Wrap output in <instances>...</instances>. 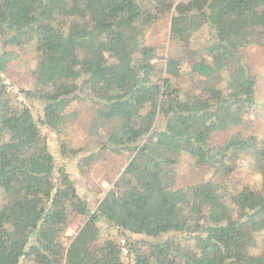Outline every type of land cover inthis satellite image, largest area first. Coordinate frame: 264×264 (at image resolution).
<instances>
[{
    "label": "trees",
    "instance_id": "trees-1",
    "mask_svg": "<svg viewBox=\"0 0 264 264\" xmlns=\"http://www.w3.org/2000/svg\"><path fill=\"white\" fill-rule=\"evenodd\" d=\"M162 20L166 56L144 43ZM202 29L209 43L187 75L204 78L194 93L182 85L184 53ZM31 43L41 69L19 91L41 103L39 122L5 78L8 48ZM252 46L264 51V0H0V264H124L101 222L143 238L128 244L132 264H264L259 78L242 59ZM75 102L114 124L105 147L134 146L93 211L40 131L62 134ZM77 153L61 144L62 156Z\"/></svg>",
    "mask_w": 264,
    "mask_h": 264
},
{
    "label": "rangeland",
    "instance_id": "rangeland-1",
    "mask_svg": "<svg viewBox=\"0 0 264 264\" xmlns=\"http://www.w3.org/2000/svg\"><path fill=\"white\" fill-rule=\"evenodd\" d=\"M224 19L216 21V24H223ZM169 21L162 20L158 22L154 29L150 30L144 38V43L147 46H154L157 50L167 55L168 49L172 46L168 43ZM26 40L22 37L20 41ZM15 41V40H14ZM14 43V42H13ZM209 43V34L202 29L197 31L191 37V44L189 51H185L186 63L182 69L183 81L182 85L191 88L194 93L199 92L204 83V78L194 76L191 80L187 75L191 72L193 57L201 52ZM14 51L16 57L11 62L5 78L11 89L16 93L19 100L23 101L25 107L29 108L35 119L39 122L41 118V103L33 100H27L24 95L20 93V89L33 88L32 74L37 68V60L35 54V47L31 43L28 47L8 48ZM197 52V54H196ZM242 59L244 66L259 78V87L257 90V102L260 104L259 110L252 115V123L257 130L258 139L264 138V51L257 47H247L242 51ZM152 64H161L153 60ZM40 73V72H38ZM77 113V120L67 127L62 134H57L50 129L40 125L41 135L46 139L50 152L52 153L55 164L62 167L73 180L78 195L87 202L91 211H93L100 202L104 194L112 187L114 182L120 176L130 159L134 154V146L126 147L120 151L111 150L105 147V135L113 128L114 124H104L99 120L96 107L88 102H75L71 105ZM160 124V122H159ZM227 139L226 134H220L216 141L221 142ZM64 143L66 147L73 151H78L75 156L61 155V144ZM93 154L95 162H90L87 167L84 158ZM83 162V164L81 163ZM253 174V180L258 181V175L255 174L251 168L249 170ZM83 221L73 223L65 233L64 244L67 245L75 235ZM101 239H113L122 249V257L124 264L130 263L128 255L129 243H140L143 238L120 233L117 229L105 223L98 224ZM21 264H32L27 260H23Z\"/></svg>",
    "mask_w": 264,
    "mask_h": 264
}]
</instances>
